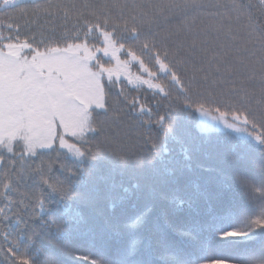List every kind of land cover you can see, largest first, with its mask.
I'll return each mask as SVG.
<instances>
[{
	"label": "trees",
	"instance_id": "trees-1",
	"mask_svg": "<svg viewBox=\"0 0 264 264\" xmlns=\"http://www.w3.org/2000/svg\"><path fill=\"white\" fill-rule=\"evenodd\" d=\"M77 1L20 0L14 6L0 1V48L21 41L34 49L39 44V51L46 50L42 41L60 47L86 41L96 47L103 31H114L123 54L138 56L156 73L162 90L104 79L107 117L91 110L94 123L81 134L78 157L58 147L30 155L0 150V264H10V245L21 251L27 245L33 264H264V228L253 224L264 216V142L257 139L264 129L248 127L255 138L200 130L196 109L201 105L235 115L228 106L235 108L237 101L226 87L204 83L206 75L224 78L223 58L210 66V52L203 61L185 63L175 46L178 35L215 23L209 12L169 11L152 35L142 31L133 40L127 16L117 19V12L94 27L103 18L82 7L116 0ZM198 3L221 5L234 40L247 36L251 16L264 15L262 0ZM228 52L235 55L231 47ZM159 61L167 65L166 73L159 71ZM227 67L231 71L233 65ZM63 188L68 195L60 194ZM229 230L249 234L221 238Z\"/></svg>",
	"mask_w": 264,
	"mask_h": 264
},
{
	"label": "snow or ice",
	"instance_id": "snow-or-ice-1",
	"mask_svg": "<svg viewBox=\"0 0 264 264\" xmlns=\"http://www.w3.org/2000/svg\"><path fill=\"white\" fill-rule=\"evenodd\" d=\"M17 0H4V5L14 6ZM61 8L60 5L56 6ZM69 10L76 5H65ZM85 10H91L98 20L103 18L94 27H101L108 23L113 14L119 12L117 19L128 17L133 23L130 29V38L136 40L141 32L153 34V28H160L165 22L169 11L186 12L187 10L205 9L209 12V21L195 33L189 32L184 36H177V54L184 57V62L203 61L208 54L213 53L212 62H219L223 58L225 68L223 79L204 77L206 87L227 88L232 99L237 101V106H228V113L235 112L232 122H227V113L220 110L218 117L214 119L223 121L225 126L237 131H247L250 127L253 131L257 126L264 129V15L259 18L251 16L248 24V34L240 40H234L229 35L230 21L222 18L219 9L221 5L206 6L198 3V0H170L169 3H114L102 5H83ZM225 8L235 5H223ZM251 6L249 5V8ZM261 10L264 11V0ZM215 11V14H213ZM50 15V13H49ZM67 18V16H65ZM139 21V23H138ZM253 21H258L253 23ZM107 47L103 49L108 55L109 49L115 56L117 43L115 32L105 30L103 32ZM164 40L169 37L164 36ZM44 44L45 51L37 50L30 43H24L17 48L9 43L7 51L0 50V147L13 153V145L22 143L29 154H34L36 149L51 148V141L55 139V122L64 129H72L75 135L78 131L83 134L92 129L94 123L92 109H99L100 115L107 117L108 108L104 102V88L101 83L105 73L109 80L113 75V69L105 68L99 64L97 58L86 44L66 43L65 47L49 46ZM156 47V45H153ZM124 48V44H119ZM148 47L147 44L144 45ZM233 48L235 55L228 52ZM34 52L31 60L20 55L22 49ZM161 53H157L159 57ZM167 59L168 53H162ZM93 61L97 70H93ZM233 65L231 71L228 64ZM161 62V68H166ZM214 75H220V69L215 70ZM173 79L179 82L173 74ZM147 83V81H144ZM254 105V107H253ZM191 106V105H189ZM205 116L203 105L196 109ZM241 114L243 119L241 120ZM239 125V126H238ZM264 142V133L257 137ZM63 146L64 141H60ZM7 188L8 185H5ZM55 190V189H54ZM260 191V189H255ZM69 190L63 188L61 195H68ZM255 228H264V216L253 220ZM248 232L229 230L221 234V238H244ZM27 245H25L26 249ZM14 245L9 246L8 256L10 264H33V260L26 253ZM7 256V253H6ZM93 264H96L93 261ZM210 264H228L224 260H213Z\"/></svg>",
	"mask_w": 264,
	"mask_h": 264
},
{
	"label": "rangeland",
	"instance_id": "rangeland-1",
	"mask_svg": "<svg viewBox=\"0 0 264 264\" xmlns=\"http://www.w3.org/2000/svg\"><path fill=\"white\" fill-rule=\"evenodd\" d=\"M0 1H1V5H4V0H0ZM18 1L20 0H17V2ZM103 32H102V39H101L102 44L99 46L92 47L91 45H88L86 42H73V43L86 44L89 50L92 51L94 56L97 58L99 64H101L105 68L113 69V75H112L111 80L123 78L132 85H142V86H145L151 89L162 90V84L158 80L155 79L156 73L151 71L150 68H148L138 56L134 54L124 55L123 49L120 48L118 44L116 45L117 52L115 56L113 55L111 49H109L108 55H105L103 52V49L107 47V44L105 43ZM24 43L25 42L16 43L13 45H16L17 48H19V46ZM0 50L7 51L8 49L7 47H5V49L0 48ZM33 54L34 52H29L27 48L22 49L20 51V55L22 57H26L28 60H31V57ZM95 63L96 62L93 61L94 71L97 70L94 66ZM159 71L161 73H166L167 71V68H163V69L161 68V61H159ZM104 77L109 80L107 73L104 74ZM144 81H147V83H145ZM207 113L208 115L205 116L204 114L199 112L200 117H199L198 126L200 129L205 130V131L226 129V130H229L237 134L238 136L253 137V135L249 134L248 131H237L235 129L227 128L223 121L213 118V117H218L219 116L218 114H212L209 112ZM232 116L233 115L226 116L225 120L227 122H232ZM80 134L81 133L77 131L76 134L74 135L72 129H64L63 127L60 126L59 120H57L55 122V131L53 133V136L55 137V139L51 141V144L56 142L60 147L65 148L72 155L78 156L80 154L79 148L76 145V143L73 142V139H75ZM61 138L64 141L63 146L60 143ZM1 149L7 152L6 149L0 147V150ZM16 149H20L26 152L22 143L14 144L13 151H15Z\"/></svg>",
	"mask_w": 264,
	"mask_h": 264
},
{
	"label": "bare ground",
	"instance_id": "bare-ground-1",
	"mask_svg": "<svg viewBox=\"0 0 264 264\" xmlns=\"http://www.w3.org/2000/svg\"><path fill=\"white\" fill-rule=\"evenodd\" d=\"M77 2L80 3V0H78ZM75 42H86V41H75ZM16 43H22V41H21V42H16ZM16 43H15V44H16ZM66 43H72V42H66ZM66 43H65L63 46H66ZM86 43H87V42H86ZM4 46L7 47V43L4 44ZM16 150H20V149H16Z\"/></svg>",
	"mask_w": 264,
	"mask_h": 264
}]
</instances>
